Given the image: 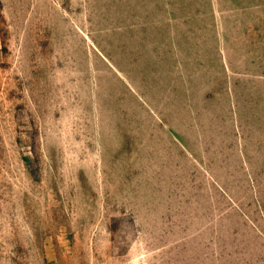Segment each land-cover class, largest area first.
<instances>
[{"label":"rangeland","instance_id":"rangeland-1","mask_svg":"<svg viewBox=\"0 0 264 264\" xmlns=\"http://www.w3.org/2000/svg\"><path fill=\"white\" fill-rule=\"evenodd\" d=\"M177 2L224 24L220 149L138 56ZM262 75L264 0H0V264H264Z\"/></svg>","mask_w":264,"mask_h":264},{"label":"crops","instance_id":"crops-1","mask_svg":"<svg viewBox=\"0 0 264 264\" xmlns=\"http://www.w3.org/2000/svg\"><path fill=\"white\" fill-rule=\"evenodd\" d=\"M161 12L163 15L152 21L154 40H147L146 46L139 49V59L143 58L147 76L154 84L164 87L163 94L183 102L185 123L177 131L185 128L198 135L213 134L218 143L213 147L223 148L227 123L232 128L229 132L234 134L241 131L242 124L235 86L226 79L230 76L227 73L230 67L224 24L220 25V20L216 19L211 25L204 19L210 14L209 8L194 11L188 3L179 5L177 2L176 6L168 3ZM213 68H216L213 73L217 78L222 75L221 84L220 81L211 83ZM256 78L264 83V75ZM214 84L217 86L213 89ZM252 102L256 110L253 118L257 124H264V94H256ZM175 138L180 148L186 151L191 148L189 142Z\"/></svg>","mask_w":264,"mask_h":264}]
</instances>
